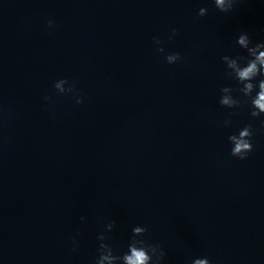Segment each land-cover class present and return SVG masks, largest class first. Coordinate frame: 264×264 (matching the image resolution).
Segmentation results:
<instances>
[{
    "label": "clouds",
    "instance_id": "9594fccd",
    "mask_svg": "<svg viewBox=\"0 0 264 264\" xmlns=\"http://www.w3.org/2000/svg\"><path fill=\"white\" fill-rule=\"evenodd\" d=\"M238 0H214L215 7L221 12H230L233 10L234 5ZM208 13V9L201 7L199 9L198 15L203 17ZM52 26V21H49V27ZM176 30L173 29V34ZM158 44L159 40L156 41ZM237 44L242 48L246 49L248 57L239 56L236 58L225 55L222 57L223 62L226 64L227 68L230 69V72L227 75L234 77L239 84L243 85L239 91L243 93L245 97H251L253 91L258 87V92L255 97L252 98V108L253 111L251 115L257 117L261 114H264V79H260L257 84L253 83L258 76L264 77V43L252 44V41L249 38L247 33H242L237 39ZM158 51L161 53L164 52L163 48H159ZM165 60L169 64H174L181 59L179 53L166 54ZM246 61L243 64L242 62ZM66 79H61L57 81L54 85L56 90L60 93L66 91L71 92L73 88L70 86L65 89L63 85L67 84ZM233 89L230 87H224L221 89V93L232 92ZM47 99V97L45 98ZM82 99H77V103H82ZM240 101L230 98L229 96H221L220 104L222 106H227L229 108L239 105ZM258 109V110H257ZM251 126H246L242 131L239 132V138L236 135L229 136V140L235 143V147L232 148L231 154L233 156L239 157L241 160L247 158V154L253 150V145L251 140H245L244 137L252 136ZM114 227V222L108 223L105 226L106 231L110 232ZM147 232V228L142 226H136L132 229V233H143ZM98 240L101 241L99 245V256L96 259V264H117V262H123V264H161V260L165 256L164 250L160 245H151L147 244L145 240H140L138 243L140 247L136 246V242L131 241L128 245V252L123 256H117L113 254V249L107 244L103 243L107 238L103 233L98 237ZM131 254H128V253ZM193 264H210V261L206 258L204 260H195Z\"/></svg>",
    "mask_w": 264,
    "mask_h": 264
}]
</instances>
